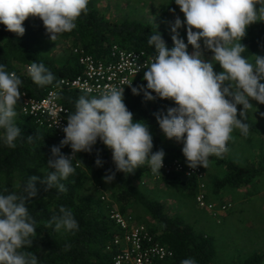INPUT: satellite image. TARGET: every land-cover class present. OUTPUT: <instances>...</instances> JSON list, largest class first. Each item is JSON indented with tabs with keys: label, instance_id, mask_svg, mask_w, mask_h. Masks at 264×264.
Segmentation results:
<instances>
[{
	"label": "clouds",
	"instance_id": "1",
	"mask_svg": "<svg viewBox=\"0 0 264 264\" xmlns=\"http://www.w3.org/2000/svg\"><path fill=\"white\" fill-rule=\"evenodd\" d=\"M175 3L186 18L188 43L179 38L177 30L183 26L179 17L171 29L175 33L172 36L175 46L171 49L160 34L150 36L148 43L157 55L146 68L144 93L148 100L156 98L154 92L161 99L175 102L176 107L169 108L166 115L156 114L160 128L168 139L183 144L182 152L190 168L207 169L211 156L222 158L228 151L234 131L249 134V125L244 120L253 107L250 101L264 104V83H260L264 79V57L255 55V62H250L242 55L247 47L241 43L250 25L264 21V0H175ZM88 4L89 0H0V23L22 37L26 32L24 22L29 17L39 18L50 39L56 41L59 34L77 27L76 21L87 14ZM201 40L203 47L214 53L212 61L203 58ZM188 45L195 49L191 54ZM214 63L223 71L215 72ZM27 71L40 87L55 80L43 63L34 61ZM21 85L16 73H9L0 65V130L4 143L12 149L21 137V129L14 123ZM132 91L136 95L140 93L138 88ZM238 105L243 106V111L238 112ZM63 131L66 136L61 145L51 148L48 166L53 171L42 181L46 191L54 187L60 193L67 191L62 181L76 171L75 154L91 153L98 138L112 151L117 171L132 174L147 164L153 174H161L165 153L162 149L152 151L149 127L134 122L133 113L124 102V89L113 87L98 97L80 96ZM27 139L31 143L33 137ZM66 145L71 146V157L61 152V147ZM102 163L97 158L96 165ZM38 179L31 177L27 181L26 195L0 194V264H38L34 253L24 251L31 248L36 237L35 220L26 204L38 194ZM104 179L110 183L115 174ZM59 211L62 215L54 216L49 227L54 222L57 232L78 231L73 213L63 206ZM181 264H196V261L189 258Z\"/></svg>",
	"mask_w": 264,
	"mask_h": 264
},
{
	"label": "trees",
	"instance_id": "2",
	"mask_svg": "<svg viewBox=\"0 0 264 264\" xmlns=\"http://www.w3.org/2000/svg\"><path fill=\"white\" fill-rule=\"evenodd\" d=\"M88 9L87 14H83L76 21L77 27L74 30L58 36L72 40L75 47H83L97 57L107 56L113 44L127 49H146L153 52L155 48L148 43L153 34H160L166 46L172 40L171 30L163 24L144 23L132 19L110 20L99 11L95 0H89ZM23 26L26 32L21 37L8 31L6 26L0 23V65H3L7 72L16 73L22 80L20 91H25L31 97L40 98L45 95L50 85L44 87L36 85L27 73L26 67L34 61L43 63L53 73L54 84L64 76H73L80 72L78 55L73 53L68 64L58 65L43 48L42 32H47L43 21L29 17ZM241 43L247 47L242 53L246 59L264 52V21L250 25ZM214 71L220 73L223 69L218 63H214ZM132 88L140 89L139 95L133 94ZM145 89L147 81L144 78L127 85L124 89V102L133 113L134 122H142L149 127L153 137V152L162 149L165 153L164 158L180 157L187 162L182 152L183 144L166 137L156 116L166 115L169 108L176 107L175 102L170 99L156 102L148 100L144 93ZM82 95L92 97L80 90L63 89L60 100L69 108L70 114H73ZM22 102L21 98L15 108L20 112L14 123L21 129V137L15 142L14 149L4 143L3 130H0V194L26 195L24 185L27 181L31 177L39 178L36 181L38 194L26 204L29 215L35 220L36 237L31 248L24 249L36 255L38 264H114L113 257L117 248L113 241L119 229L106 214L109 203L101 204L100 190V187L104 188L106 182L104 177L112 173L115 174V179L112 180L115 183L114 201L119 203L122 211L139 205L156 221V226L151 224L150 226L162 242L174 250L175 264H181V261L189 258L195 259L196 264H212L216 254L213 237L196 230L181 216L166 213L161 201L150 198L136 184L139 178L150 176L151 169L147 164L132 174L117 171L112 151L99 138L91 153H78L80 165L73 163L75 173L62 181L67 191L60 193L55 187L46 191V185L42 181L53 171L48 166V160L52 155L51 148L59 147L64 138L58 137L53 129L39 126L30 115L21 113ZM258 104L264 116V104L259 102ZM237 107L238 110H243L242 105ZM244 122L249 125L250 131L258 132L259 128L255 122L248 119ZM29 136L33 137L31 143L27 139ZM67 151V145L61 147L62 154L65 155ZM97 158L102 160V166L96 165ZM217 162L226 165L227 172L216 181V190L226 186L240 187L264 174L263 159L259 164L254 162L238 164L233 160L221 158H218ZM88 180H92L96 186L99 198L81 194ZM161 180L168 188L195 198L194 178L182 173H173L162 177ZM62 206L73 213L79 225V230L75 233L55 231L54 222L49 227V222L54 216L62 215L59 211ZM241 264H263V255L254 252Z\"/></svg>",
	"mask_w": 264,
	"mask_h": 264
},
{
	"label": "rangeland",
	"instance_id": "3",
	"mask_svg": "<svg viewBox=\"0 0 264 264\" xmlns=\"http://www.w3.org/2000/svg\"><path fill=\"white\" fill-rule=\"evenodd\" d=\"M95 3L102 14L114 21L139 20L144 23L163 24L171 30L175 19L179 17L183 22V26L177 30L179 38L183 39L186 44L188 43L186 18L175 0H95ZM42 34L45 51L58 65L68 64L74 53L75 45L72 40L58 36L56 41H52L50 34L47 32H42ZM174 34L171 30V35ZM200 43L203 58L212 61L213 54L203 47V40ZM174 46L173 40L167 44L169 49ZM194 51L195 49L188 45V52L191 54ZM255 55L264 57V52ZM255 55L248 60L254 63ZM260 83H264V79ZM250 102L253 107L247 111L246 119L257 124L258 132L249 130V134L245 136L239 130L234 131L232 134L234 141L228 143V151L223 154L221 159L233 160L238 164L247 162L259 164L262 159L264 161V116L261 114L258 102L255 100ZM15 111L17 115L14 119L18 118L20 113ZM240 111L243 110H238V112ZM238 118L243 119L239 116ZM171 140L176 141L175 139ZM218 158L220 157L211 156L209 158L210 165L206 169L210 199L217 204L224 201L232 203V207L218 217L214 216L211 211L199 207L195 198L168 188L161 179H154L151 175H146L139 178L136 184L150 198L161 201L166 213L171 216H181L196 230L203 231L213 237L216 254L212 264H241L254 252L263 255L264 264V174L243 186H226L216 190V181L227 172L226 165L217 162ZM114 184L111 181L110 183L105 182L103 185L113 202H115L113 198ZM81 194L99 198V193L92 180L86 182ZM115 203L119 206V203ZM101 204L105 205V202L102 201ZM129 211L149 225H157L156 221L141 206L131 207Z\"/></svg>",
	"mask_w": 264,
	"mask_h": 264
},
{
	"label": "built area",
	"instance_id": "4",
	"mask_svg": "<svg viewBox=\"0 0 264 264\" xmlns=\"http://www.w3.org/2000/svg\"><path fill=\"white\" fill-rule=\"evenodd\" d=\"M78 55L80 72L73 76H64L59 83H54L46 89L44 96L34 98L25 91L21 92V113L30 115L39 126L53 129L58 137L65 138L63 129L67 126L70 110L60 100L63 89H75L98 97L105 91L115 87L123 90L129 84L144 78L146 68L153 62L157 53L146 49H127L113 44L107 56L97 57L87 52L83 47H75ZM29 66L26 67V70ZM28 73V71H27ZM153 101H165L156 96ZM66 156L73 155L70 145H67ZM75 165H80L78 153L73 159ZM161 174H153L154 179H162L173 173H182L195 179V201L201 208L212 212L216 217L232 207L230 201L217 204L210 199L206 171L203 166L190 168L180 157L164 158ZM102 191L101 200L109 203L106 214L115 223L119 231L113 244L117 252L113 257L114 264H175V252L162 242L158 234L144 220L136 217L131 211H122L120 207ZM109 248V247H108Z\"/></svg>",
	"mask_w": 264,
	"mask_h": 264
},
{
	"label": "crops",
	"instance_id": "5",
	"mask_svg": "<svg viewBox=\"0 0 264 264\" xmlns=\"http://www.w3.org/2000/svg\"><path fill=\"white\" fill-rule=\"evenodd\" d=\"M205 171H206V169H205ZM206 177H207V174H206ZM208 183V182H207ZM210 193V192H209Z\"/></svg>",
	"mask_w": 264,
	"mask_h": 264
}]
</instances>
